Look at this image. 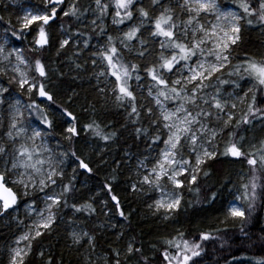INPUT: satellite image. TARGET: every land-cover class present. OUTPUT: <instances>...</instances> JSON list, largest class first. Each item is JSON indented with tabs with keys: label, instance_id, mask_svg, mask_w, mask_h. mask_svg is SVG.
<instances>
[{
	"label": "snow or ice",
	"instance_id": "obj_1",
	"mask_svg": "<svg viewBox=\"0 0 264 264\" xmlns=\"http://www.w3.org/2000/svg\"><path fill=\"white\" fill-rule=\"evenodd\" d=\"M12 3L15 20L0 16V221L19 234L7 242L6 264H30L37 246L41 264H63L40 244L61 225L81 264H202L208 242L221 241L217 251H223L229 226L252 240L248 228L264 208V50L250 53L242 45L246 30L264 36V0ZM54 26L62 37L55 45ZM53 47L59 68L47 62ZM65 62L76 73L73 81L83 79L81 73L95 80V97L86 98L80 113L71 107L79 93L70 84L61 89ZM110 110L122 113V127L145 144L130 190L151 201V217L178 224L188 212L185 203L193 213L199 204L219 203L218 226L192 236L175 228L151 244V256L134 236L121 246L122 230L99 248L98 232L116 228L107 223L114 217L109 203L121 220L131 216L113 191L115 174L102 186L110 201L99 206L101 193L84 198L76 188L79 170L94 171L82 148L94 150L93 139L107 143L118 136L100 119ZM221 157L245 163L247 171L238 183L229 178L215 190L202 186L208 163ZM69 162L76 165L70 176ZM185 189L195 192V202L185 201ZM99 216L104 221L90 224ZM260 233L264 248V228Z\"/></svg>",
	"mask_w": 264,
	"mask_h": 264
},
{
	"label": "trees",
	"instance_id": "obj_2",
	"mask_svg": "<svg viewBox=\"0 0 264 264\" xmlns=\"http://www.w3.org/2000/svg\"><path fill=\"white\" fill-rule=\"evenodd\" d=\"M225 3H229L230 0H224ZM16 7L10 6L5 3H0V16H3L5 20L11 18L15 20ZM54 45L56 40L62 37L58 36L55 32L54 26ZM29 40L31 37L28 38ZM244 44L242 48L248 52H256L261 49V44L264 43V36L260 35L259 29L257 30H246L244 33ZM19 44V42H17ZM24 46L27 44L25 42ZM72 50L69 49L67 54H70ZM48 57V63L53 67L59 68V62L55 57V47L45 53ZM61 61L65 60V57L60 58ZM70 65L66 62L64 66L60 68V71L66 73L61 89L67 85H71L79 93V97L71 105L72 109L80 113L81 107L86 106L87 101H91L95 97V93L92 91V85L95 84V80L91 83L88 82L87 75L81 73L83 79H76L73 81V77L76 76L75 72L69 71ZM6 83V81H5ZM15 90V89H14ZM70 91V90H69ZM60 98L67 99V96H62ZM99 107V105H97ZM84 117H82V120ZM103 124H111L108 131H118V136L113 142H104L100 140L93 139V147L82 148L84 158L86 162L90 164L93 168L92 174H86L84 170H79L76 188L79 190V195L87 198L93 196L96 193H101L97 199V206H99L100 201L108 199L105 192L102 191V186L107 182L113 174L116 175L117 179L113 183V191L120 198L124 210L127 213H131L130 219L128 221L121 220L118 215H115V209L111 202L108 207L112 208L114 217L113 221L108 224H116V228H105L98 232V246L101 249H106L109 243L115 240V233L121 230L125 233L124 240L121 241V246H123L130 237H135L137 244L143 241L145 246V254L153 255L150 250L151 244L155 243L157 240L162 239L168 233L173 232L175 228H182L188 230L189 236L193 234L198 235L199 231L208 230L210 227H216V218L220 215L217 211L219 208V203L215 205H209L207 203L197 205L198 211L193 213L188 204L185 203L184 207L188 208V212L182 213L179 217V223L164 224L158 219H153L147 211L144 197L137 196L133 194L130 190L131 183L134 180L133 171L135 170L136 157L139 156L145 149V144L143 141H137L135 134L131 127H122L125 124L124 116L122 113L115 110H110L107 114H102L100 116ZM83 135V133H82ZM103 149V152H101ZM99 153V155H97ZM117 162H119V168L117 167ZM69 162L66 164V171L68 175H71L70 168L75 164ZM76 166V165H75ZM116 169L114 173L113 170ZM72 170V169H71ZM206 170L210 172V176L206 180L201 181V185L204 187L214 186L219 187L220 182L226 179H231L234 183L239 182V173L242 171H247L246 164L243 162L233 161L232 158H219L215 161H210L206 167ZM231 187V185H229ZM204 193H201L203 196ZM207 195H210L208 193ZM185 201L195 202L197 196L195 192L189 193L187 189L184 192ZM21 207V205H20ZM19 207V208H20ZM107 210V209H105ZM67 211V210H66ZM71 216V212H68ZM86 215V214H85ZM67 219V217H66ZM103 216L94 217L90 224H96L100 221H104ZM223 227L222 225H219ZM230 227V231L227 236L223 239L227 241L223 246V251H217L220 248L221 241L217 240L215 242H208L205 247L208 250V255L203 260L202 264H225L227 260L228 264H243L244 262L252 261L255 263L257 259L264 257V248L261 247L257 241V237L261 234V228H264V208L258 209V214L254 217L252 225L248 228L252 240H242L240 239L239 227ZM15 225L11 228L4 225L0 221V264H6L7 254L6 245L14 234L16 235ZM66 233L64 226H58L57 230L51 235L45 237L40 244L44 246L45 249L51 251V253L59 260L63 257V264H80V256L74 250H69L66 246V241L64 239ZM253 241H257L253 244ZM116 246V245H113ZM39 246L35 249V253L30 257V264H41L38 257ZM235 257V260L233 259ZM46 258V257H45ZM153 264H158V260L153 261Z\"/></svg>",
	"mask_w": 264,
	"mask_h": 264
},
{
	"label": "rangeland",
	"instance_id": "obj_3",
	"mask_svg": "<svg viewBox=\"0 0 264 264\" xmlns=\"http://www.w3.org/2000/svg\"><path fill=\"white\" fill-rule=\"evenodd\" d=\"M0 3H5V4H8V5H10V6H13V7H16V5L15 4H13L12 3V0H0ZM0 31H3V28L2 27H0ZM51 143L53 144V145H55V143H56V141L55 140H52L51 141ZM72 166H73V164H72ZM73 167H75V165L73 166ZM73 167H71L70 168V172L72 173V168ZM133 175H134V180L136 179V175H135V170L133 171ZM133 180V181H134ZM145 199V204H146V207H147V203H150L151 201L150 200H148L147 198H144ZM19 213H20V216H21V218L23 219L24 218V215H25V212H24V205L23 204H21V207L19 208ZM111 221H113L112 219L111 220H109V222H111ZM19 233H17L16 235H18ZM41 249L39 248V250H38V253H39V251H40ZM81 251H83V249H81ZM81 257L79 258V262H80V264H81ZM243 264H255V263H253L252 261H248V262H244Z\"/></svg>",
	"mask_w": 264,
	"mask_h": 264
}]
</instances>
